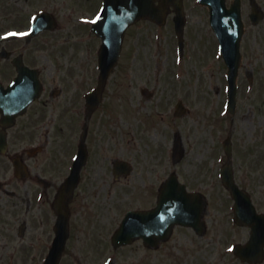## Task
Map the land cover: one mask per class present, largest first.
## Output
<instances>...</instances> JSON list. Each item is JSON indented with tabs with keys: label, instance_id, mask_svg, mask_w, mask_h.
Wrapping results in <instances>:
<instances>
[{
	"label": "rangeland",
	"instance_id": "rangeland-1",
	"mask_svg": "<svg viewBox=\"0 0 264 264\" xmlns=\"http://www.w3.org/2000/svg\"><path fill=\"white\" fill-rule=\"evenodd\" d=\"M14 1L10 3L15 9L11 13L13 16L35 11L41 2L27 0L18 7L12 3ZM51 2L58 13V37L53 43L57 58L52 66L43 60L42 65L48 70L43 72L42 78L47 94L51 87L63 88V94L55 96L52 106L57 107L59 115L60 105L67 103L71 94L86 87L88 77L93 75L89 82H94L95 55L100 42L89 28L76 25L75 18L84 15L90 21L98 12L101 1ZM257 2L264 10V0ZM184 4L187 23L182 57L176 54L172 15L163 25L140 21L129 27L125 34L118 64L103 91L99 116L105 143L112 147L106 155L131 162L132 171L114 179L107 159L104 180L99 182L106 190L98 199L105 200L111 210L104 214L110 229L115 219H119V212L128 206L155 203L159 184L175 171L189 188H198L204 193L208 202L204 217L213 224L212 232L200 238L176 227L164 245L173 255L154 256L153 264H209V261L242 264L232 252H222L230 236L241 240V230L238 228L235 235L229 224L233 215L231 199L221 185L218 169L226 161L222 141L229 137L233 144L231 161L235 180L241 187L248 186L257 205L264 207V19L258 25H251L247 18L250 6L248 0H244L246 28L241 43L243 58L238 77V101L235 113L228 114L225 110L226 68L209 26L208 13L196 4V0H184ZM79 37L83 42L74 43L73 39ZM4 65L0 63V71ZM80 77H83L82 81ZM248 77H252V82ZM143 87L149 88L152 95H142ZM178 99L183 101L188 112L176 118L173 110ZM90 123L97 125V118L90 117ZM176 139H180L185 150L179 163L172 159ZM87 186L90 184L81 183L79 188ZM150 190L153 191L151 202L146 196ZM116 195L118 198L114 202ZM92 198L88 197L89 200ZM118 200L121 201L116 207ZM96 203L99 206V202ZM91 237L92 241L86 246L87 258H90L89 254L102 252L101 240L106 246L110 245L109 237L102 236L101 240L98 235ZM70 245L75 247L74 239L70 240ZM184 253L187 263L182 260L180 263L179 257Z\"/></svg>",
	"mask_w": 264,
	"mask_h": 264
},
{
	"label": "flooded vegetation",
	"instance_id": "flooded-vegetation-1",
	"mask_svg": "<svg viewBox=\"0 0 264 264\" xmlns=\"http://www.w3.org/2000/svg\"><path fill=\"white\" fill-rule=\"evenodd\" d=\"M1 2L0 51L3 54L0 56V63L5 65L0 71V101L15 99L11 95H19L25 87L24 82H20L18 87H11L18 74L14 64L17 58H20L27 67L37 71L43 89L26 111L15 117L11 125H3L1 120L3 115L0 112V264H43L58 233L57 215L53 203L59 185L75 169L74 159L80 146L84 148L86 155L78 171L77 185L68 202V237L59 264H101L100 260L104 257L107 248L101 237L106 238L110 235L120 220L115 219L114 225L112 224L110 229L107 227L104 214H109L111 210L105 200L98 199L100 193L106 190V186L99 182L104 180L107 159L110 164L109 172L116 179L113 174V163L120 158L106 155V151L109 149L111 152L112 147L106 145L100 126L102 121L99 107L102 101L95 109H92L88 103L87 96L97 83L98 72L95 73L92 84L89 79L93 75L85 82L86 87L71 94L68 102L60 105L58 115L57 107L52 108L53 100L55 96L63 94V88L51 87L47 94L46 84L42 78L43 72L48 70V67L42 65L43 60L52 66L57 58L53 44L58 37L59 29L56 9L51 0L44 1V8L39 11H46L49 16L43 22L48 25L47 21L50 20L55 21V24L30 36L28 31L32 17L39 11L13 16L11 13L15 9L14 6H10L11 0ZM12 3L22 7L27 0H16ZM73 42L77 41L73 39ZM70 79L73 81L72 77ZM80 80L82 81L83 77H80ZM6 110L10 108L6 107ZM92 116L97 118L98 124L95 126L90 123ZM15 163L21 168L20 175L16 174ZM59 177L62 178L60 182ZM81 183L90 186L79 188ZM245 190L254 202L257 212L264 214V207L257 205L254 193L248 189V186ZM89 196L94 198L89 200ZM146 196L151 202L153 191L147 192ZM115 198L114 202L118 198L117 195ZM92 200L98 201L99 206ZM120 201L118 200L116 207ZM153 205L152 202L150 205L130 208L145 210ZM121 213L120 211L118 217L122 216ZM206 213L207 207L204 215ZM207 220L202 216L200 233L191 227L180 228L201 238L212 232L213 224L211 225ZM238 228L241 230L239 238L247 246L245 254L252 257L260 250L264 254V222L260 233L252 243H249L251 226L234 225L235 235ZM95 235L100 237L102 252L99 255L89 254L90 258H87L86 246L92 241L91 236ZM87 238L89 239L86 241ZM170 238L155 245L146 244L142 238H136L130 245L113 248L112 264H153L154 256L173 255L170 253V248L164 246ZM71 239H74L75 247L69 246ZM203 248L206 252L209 251L207 247ZM186 255V253L180 255V263L181 260L187 263ZM248 263L261 264L255 262L246 264ZM209 264L213 262L209 261Z\"/></svg>",
	"mask_w": 264,
	"mask_h": 264
},
{
	"label": "water",
	"instance_id": "water-1",
	"mask_svg": "<svg viewBox=\"0 0 264 264\" xmlns=\"http://www.w3.org/2000/svg\"><path fill=\"white\" fill-rule=\"evenodd\" d=\"M158 1L160 4L157 7H155L154 5L155 0H104V8L101 14V19L99 20L98 23L105 24L103 29H104V34L106 35L107 38L106 46H111V45L115 46L114 39L116 36V45L120 49L119 44L121 42L125 28L130 23L136 21L138 18L150 17L159 23L163 22L165 16V8L168 3H172L177 12V16L175 17L176 31L179 36V39L181 40L183 24H184L181 0H158ZM203 2L209 5L211 24L220 40L221 49L223 54L225 55V59L230 66L229 109L232 112L234 107L233 102H234L235 89H236L234 79L236 76V70L238 65L237 62L238 56L236 57V52L243 32V24L240 16V1L235 0L229 10L225 9L224 0H204ZM108 71L109 68L107 67L105 70L102 71V79H101L102 84L105 78L107 77ZM100 92H101V88L97 92V96L100 94ZM226 151L229 154V145H226ZM180 154H181V148L178 146L176 159H178L181 156ZM222 173H223V183L231 190L233 196L237 198V205H241L244 199L242 194L239 192L237 186L233 182L232 171L229 164L225 165V167L222 169ZM177 184L178 183L176 177L175 175L172 174L169 176V178L167 179L165 185L161 190L162 192L159 197L158 206L154 209L152 213L154 217L158 218V222H156L157 226L163 223H166V226L168 224H169L168 226H171L174 222L180 220L179 212H181V210L183 209L184 204H183V197H181L180 193L178 194V192L179 190L184 194L185 192L183 187L181 185L177 187L176 186ZM187 199H188L187 201L191 202V199H195V197L191 199L190 197H188ZM59 200H61V198H59ZM193 202L195 203L197 209L200 212V210L203 209L201 200L195 199ZM190 205L191 203L189 204V206ZM59 209L61 210L60 205H59Z\"/></svg>",
	"mask_w": 264,
	"mask_h": 264
}]
</instances>
